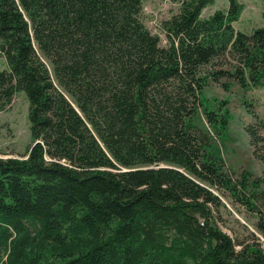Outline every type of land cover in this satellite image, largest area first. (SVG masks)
I'll list each match as a JSON object with an SVG mask.
<instances>
[{"label": "trees", "instance_id": "trees-1", "mask_svg": "<svg viewBox=\"0 0 264 264\" xmlns=\"http://www.w3.org/2000/svg\"><path fill=\"white\" fill-rule=\"evenodd\" d=\"M173 1L163 46L143 0H0V111L24 93L32 139L0 158V264H264L263 178L227 166L205 95L264 86V26Z\"/></svg>", "mask_w": 264, "mask_h": 264}, {"label": "rangeland", "instance_id": "rangeland-1", "mask_svg": "<svg viewBox=\"0 0 264 264\" xmlns=\"http://www.w3.org/2000/svg\"><path fill=\"white\" fill-rule=\"evenodd\" d=\"M243 10L240 18L233 23L237 31L252 33L264 26V0H237ZM230 0H214L202 11V18H208L215 11H227ZM142 19L148 29L160 36L163 46L168 40L161 31V24L178 12L179 5L173 0H143ZM6 69L4 57L0 54V70ZM230 81L231 87L225 90L220 84H211L205 91L206 97L215 107L225 102L229 111V127L224 139L218 140L227 166L235 171L248 170L264 181V144L257 147L251 144L248 129L258 132L264 139V86L251 90H244L236 81ZM29 104L24 93L13 97L10 105L0 111V158H20L25 155L31 145L30 124L28 121ZM255 115L257 118H255ZM198 123L206 127V121L201 114ZM258 148V155L255 154ZM264 187V183H263ZM234 215V214H233ZM240 221L245 220L240 217Z\"/></svg>", "mask_w": 264, "mask_h": 264}]
</instances>
